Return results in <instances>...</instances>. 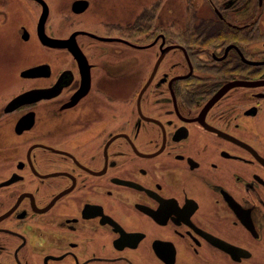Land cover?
I'll return each mask as SVG.
<instances>
[{
  "label": "flooded vegetation",
  "instance_id": "af4514ba",
  "mask_svg": "<svg viewBox=\"0 0 264 264\" xmlns=\"http://www.w3.org/2000/svg\"><path fill=\"white\" fill-rule=\"evenodd\" d=\"M186 1L0 6V264H264V0Z\"/></svg>",
  "mask_w": 264,
  "mask_h": 264
},
{
  "label": "rangeland",
  "instance_id": "374dc122",
  "mask_svg": "<svg viewBox=\"0 0 264 264\" xmlns=\"http://www.w3.org/2000/svg\"><path fill=\"white\" fill-rule=\"evenodd\" d=\"M48 6H63L62 10H54L51 13V18L55 20V18L60 17L61 26L59 23L55 22L57 28H61L62 32L69 30L71 27L69 25V21L73 20L69 18L67 6H70L72 0H45ZM93 6H173L174 18L175 19H183L184 18V7L186 6V0H89ZM0 6H38L34 0H0ZM194 6H206L201 3V0L194 1ZM58 9V8H56ZM13 12V11H12ZM26 12V11H25ZM14 15V14H13ZM121 15V14H120ZM163 17H165V11L162 13ZM68 17V18H66ZM86 18V17H84ZM66 19L69 21L66 24ZM53 25V23L51 22ZM56 28V29H57ZM4 88L0 86V96L3 94Z\"/></svg>",
  "mask_w": 264,
  "mask_h": 264
},
{
  "label": "water",
  "instance_id": "95a60500",
  "mask_svg": "<svg viewBox=\"0 0 264 264\" xmlns=\"http://www.w3.org/2000/svg\"><path fill=\"white\" fill-rule=\"evenodd\" d=\"M35 1L39 2L41 6H48L45 0H35ZM87 3L88 0H72L70 6H86ZM39 37L43 42L51 43L44 34L40 35L39 33Z\"/></svg>",
  "mask_w": 264,
  "mask_h": 264
}]
</instances>
